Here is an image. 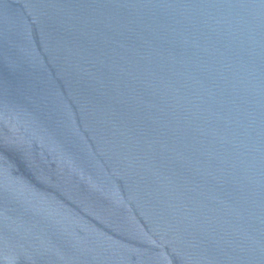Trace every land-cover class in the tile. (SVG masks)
Listing matches in <instances>:
<instances>
[{"label": "water", "instance_id": "1", "mask_svg": "<svg viewBox=\"0 0 264 264\" xmlns=\"http://www.w3.org/2000/svg\"><path fill=\"white\" fill-rule=\"evenodd\" d=\"M0 264H264V0H0Z\"/></svg>", "mask_w": 264, "mask_h": 264}]
</instances>
